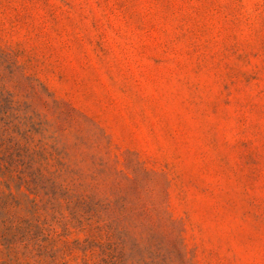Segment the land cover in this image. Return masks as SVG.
Instances as JSON below:
<instances>
[{
    "label": "rangeland",
    "instance_id": "rangeland-1",
    "mask_svg": "<svg viewBox=\"0 0 264 264\" xmlns=\"http://www.w3.org/2000/svg\"><path fill=\"white\" fill-rule=\"evenodd\" d=\"M0 264H264V0H0Z\"/></svg>",
    "mask_w": 264,
    "mask_h": 264
}]
</instances>
